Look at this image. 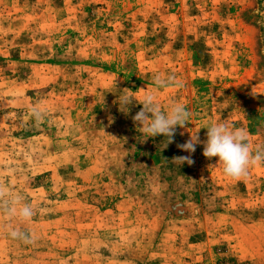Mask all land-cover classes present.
I'll list each match as a JSON object with an SVG mask.
<instances>
[{"label":"rangeland","instance_id":"1","mask_svg":"<svg viewBox=\"0 0 264 264\" xmlns=\"http://www.w3.org/2000/svg\"><path fill=\"white\" fill-rule=\"evenodd\" d=\"M147 93L191 112L166 148ZM214 122L264 148V0H0V185L35 212L0 206V264H264V164L226 176Z\"/></svg>","mask_w":264,"mask_h":264},{"label":"clouds","instance_id":"2","mask_svg":"<svg viewBox=\"0 0 264 264\" xmlns=\"http://www.w3.org/2000/svg\"><path fill=\"white\" fill-rule=\"evenodd\" d=\"M179 83L174 76L154 77V87L162 89L171 84ZM133 99L127 95L120 98V102L125 108L131 104ZM143 108L133 117L141 129L142 135L153 138L162 136L167 138L165 148L173 142L177 127H185L191 116V112L181 103L171 104L166 111L162 110L160 102L154 93H147L143 98ZM34 114L39 119L41 113L34 109ZM200 143L199 136L196 135L178 147L185 152L194 153L197 144ZM203 155L208 158H218L217 164L222 167L223 173L234 179L244 177L248 174L252 166L264 164V148L253 150L248 142V133L243 128H236L227 122H214L207 127V139L204 142ZM175 161L181 164L191 165L194 161L191 156L175 157ZM0 206L9 216L18 217L22 222L31 221L35 215L30 203L25 202L22 195L12 196L9 190L0 185ZM9 236L13 240L23 241L30 244L34 240V234L20 227L8 226Z\"/></svg>","mask_w":264,"mask_h":264}]
</instances>
